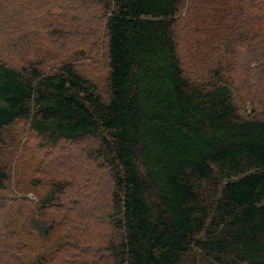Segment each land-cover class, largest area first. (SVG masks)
<instances>
[{
    "label": "trees",
    "instance_id": "1",
    "mask_svg": "<svg viewBox=\"0 0 264 264\" xmlns=\"http://www.w3.org/2000/svg\"><path fill=\"white\" fill-rule=\"evenodd\" d=\"M15 2L0 264H264V0H30L27 17ZM101 38L103 94L76 66Z\"/></svg>",
    "mask_w": 264,
    "mask_h": 264
},
{
    "label": "rangeland",
    "instance_id": "2",
    "mask_svg": "<svg viewBox=\"0 0 264 264\" xmlns=\"http://www.w3.org/2000/svg\"><path fill=\"white\" fill-rule=\"evenodd\" d=\"M0 1H4V0H0ZM37 0H33V2H35ZM31 5L30 0H16V2L13 5H10L9 9L14 11L15 10V15H17V17L19 16H25L27 17L29 14L28 12L31 11V9L28 10L27 13H22L23 8L27 9V6ZM2 11H4V8L2 9ZM19 14V15H18ZM28 14V15H27ZM101 35V33H100ZM104 48V42L103 39L101 38L99 41L98 46L96 47V55L94 58L92 59H83V58H79L76 59L78 60L76 62V66L79 68V70L85 74L87 77H89L92 81H95L100 89V92L103 94L106 90L105 88V73H106V63H105V49ZM11 136L12 137H17L18 138V147H19V156H22V148L24 147H28V154L26 157L23 156V161L25 163V166H22L19 169L18 173V178L21 177V179L24 180H29L32 177V173L30 168H26L28 163L30 162V160L32 158H34L35 156V152H36V146L37 143L35 141V139L33 138V136L31 134H29L27 132V128L25 127L24 124L19 123L18 125H16L14 128H10ZM18 161V160H17ZM17 165V162H16ZM17 170V168L15 167V160L14 162L11 164V169L14 171ZM49 170H50V175L53 174L55 172V167H51L49 166ZM15 185V183H14ZM31 189H27L29 191L28 193V197H30L31 199L35 200V193L32 191H35L37 193H39L41 196L45 194V192L47 191L46 188L44 187H31ZM99 188L102 191H107L108 188V181L107 179H104L103 182H101L99 184ZM101 197V196H98Z\"/></svg>",
    "mask_w": 264,
    "mask_h": 264
}]
</instances>
